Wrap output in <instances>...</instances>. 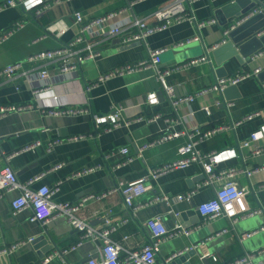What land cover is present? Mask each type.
<instances>
[{
    "label": "crops",
    "instance_id": "0c3cea01",
    "mask_svg": "<svg viewBox=\"0 0 264 264\" xmlns=\"http://www.w3.org/2000/svg\"><path fill=\"white\" fill-rule=\"evenodd\" d=\"M7 1L0 0V32L16 21L26 24L0 43V68L71 43L79 31L76 13L88 21L121 11L116 24L125 26L128 20L135 19L156 24L154 12L177 0H44L39 13L26 5L4 7ZM248 2L197 0L186 5L188 11L197 21L215 18L216 24L199 28L195 21L174 23L150 36L147 42L123 43L120 36H90V46L100 55L82 62L73 55L69 60L74 68L67 72L61 71L65 60L62 58L47 64L27 63L25 74L1 78L0 106L32 105L33 109L0 119V167L10 165L24 184L39 178L31 188L46 186L56 190L51 198L56 205L86 199L79 217L98 229L106 226L109 217L115 223L125 222L112 235L123 246L122 257L149 243L147 222L161 217L168 229L181 225L191 233L162 242L158 261L189 249L184 255L194 253L173 263L230 264L246 253H254V264H264V231L246 237L264 226V211L239 219L235 225L224 216L205 222L198 211L201 204L216 198V189L227 179L206 183L201 163L177 167L158 177L153 175L155 168L187 157L180 148L189 143L188 133L224 127L198 149L202 155L234 150L236 156L215 165L216 174L229 168L238 170L234 180L249 189V194L238 202L241 213L264 207V139L244 146L251 134L264 126V48L257 50L259 42H264V27L255 39L249 36L239 45L234 43L236 52L231 47L214 54L229 39L225 32L237 19L232 17L233 13L246 9ZM252 3L256 4V10L264 8V0ZM49 27L54 31H48ZM125 31L133 33L136 28ZM193 37L199 40L177 46ZM149 49H165L161 54L162 72L195 58L207 57L208 61L165 75L166 83L174 89V101L153 69L97 82L102 74L116 67L147 60ZM44 69L49 71L47 79L41 75ZM256 69L261 70L258 77L229 85L224 91L212 90L218 78L245 71L253 73ZM90 85L93 87L89 90ZM152 96L156 98L154 102L150 101ZM66 107H82L87 111L61 116L47 113ZM116 109L122 125L96 123L97 118ZM249 116L252 118L248 119ZM177 132L183 134L143 149L162 136ZM57 140L60 142L54 144ZM36 143L34 149L26 150ZM51 144L53 151H49ZM121 148L129 152L120 153ZM257 149H262L259 154L255 153ZM141 179H146L148 188L141 201L150 203L136 215L127 208L118 191L103 199L93 197ZM185 194H191L189 199L176 201V196ZM19 195V191L9 192L0 200V250L29 239L42 240L23 244L10 254H0V264H44L48 259L47 264H89L99 257L102 247L99 240H84L77 249L64 253L81 240V232L66 217L43 225L31 220V208L13 215L11 202ZM163 195L170 200L155 201ZM125 236L128 238L124 239ZM207 254L211 256L205 257Z\"/></svg>",
    "mask_w": 264,
    "mask_h": 264
},
{
    "label": "built area",
    "instance_id": "2783aa9c",
    "mask_svg": "<svg viewBox=\"0 0 264 264\" xmlns=\"http://www.w3.org/2000/svg\"><path fill=\"white\" fill-rule=\"evenodd\" d=\"M194 1L197 0H177L170 6L155 11L153 14V18L157 21L156 24H149V22L144 19L128 20L127 23H125V26L116 24L115 21L118 19V17H120V14L122 13L121 11H114L88 21L84 20L81 13H76L75 19L76 25L79 27V31L78 35L71 43L62 46L57 50L34 54L26 61L16 62L0 68V79L13 77L18 74H25L24 70L27 63L47 64L62 58L65 60L61 71L67 72L70 69L74 68L69 60V58L73 55H76L78 57L79 62L85 61L87 59H94L100 55L99 52L93 50L90 46V36H99L104 38L120 36L123 43H133L139 41L147 42L150 36L158 32L165 31L174 23L195 21L199 28L216 24L217 20L215 18L203 21H197L195 19V17L188 11L186 6L187 4L188 6H190V4ZM43 3L44 0H8L5 3L4 7L26 5L29 10L37 9L39 13V7ZM259 11L264 12V8L256 10L254 13H252V15L258 13ZM243 21H245V19L240 20L237 24H240ZM25 24L26 21H16L10 27L0 32V43H3L11 36H13L16 32L21 30L25 26ZM130 27H135L136 32L129 33L125 31L126 28ZM234 27L235 24L227 29L225 34H228L229 31ZM48 31L53 32V27H49ZM198 40V37H193L191 39H188L187 41L179 43L177 46H182L184 44ZM164 52L165 49H149L150 57L147 60L139 61L136 63H127L116 67L113 70L102 74L97 82H105L114 77L124 76L147 69H153L158 74L160 81L170 99L174 101V89L166 83L165 75L190 69L191 67H195L207 62L208 59L207 57L191 59L190 61L182 65L172 67L167 71L162 72L160 70V64L161 54ZM260 72V69H256L253 73L245 71L238 73L233 77L221 79L218 78L212 90L224 91L229 85H235L247 78L258 77ZM41 75L43 79H47L49 77V71L47 69H44L41 71ZM92 87L93 85H90L88 86V89L90 90ZM155 100L156 98L153 96L150 99L151 102H154ZM28 109H33V106H0V119L4 118L10 113L25 111ZM206 110L208 111L209 109L206 108ZM86 111L87 110L82 107H66L58 110H51L47 113L49 115L61 116L79 115ZM251 118L252 116L248 117V119ZM96 123L100 125L111 124L112 127H118L122 125L123 122L121 121L120 115L118 114V109H116L114 113L110 115L97 118ZM127 123L129 124V122ZM112 127H106V130H110ZM223 128L224 127H215L207 131L196 129L195 131L188 133L189 143L180 148L181 154L187 155V157L183 158L180 161L155 168L153 170V175L154 177H158L161 174L177 167H186L191 163H201L206 174V183L213 184L215 181L227 179L225 182H222V184L216 189V198L214 200L203 203L198 207V211L204 219L203 221H212L224 216L229 218L232 225H235L239 219H246L264 211V207H261V209L258 210L241 213L238 209V202L240 200H243L249 194V189L246 187H240L234 180V177L239 173L238 170L236 168H229L220 171L218 175L216 174L215 165L236 156L237 154L234 150H225L222 152H214L207 155H202V153L198 149L201 143L213 138ZM181 134L183 133L177 132L166 134L156 141L151 142L149 145L143 147V149L174 138H178L179 136H181ZM261 139H264V126H262L258 131L252 133L250 138L244 143V146L250 147L252 143L257 142ZM59 142L60 141L57 140L54 144H58ZM54 144H51L49 151H53ZM36 146H38V143H36L32 147H28L26 150H32ZM261 150L262 149H257L255 153L259 154ZM119 152L127 154L129 150L127 148H121ZM13 156V154L9 155L8 159L10 160ZM207 160H210V162H208ZM128 161H130V159L126 160L124 163H122V165H126ZM38 179L39 178L35 180ZM35 180H32L25 184L21 183L16 172L10 165L7 164L4 167H0V200L3 199L4 196L9 192L19 191L20 195L11 202V210L13 215H18L24 209L31 208L33 210V216L31 220L40 222L43 225H47L52 219L58 217H66L71 226L81 232V240L73 245L69 250L64 251L65 254L80 247L84 240H99L102 242L99 257L92 259L89 264H172L177 258L181 257L189 250H181L167 257L166 259L158 261L157 254L159 252V246L162 242L176 238L181 234L189 235L191 232L188 230H184L181 225H177L174 229H168L161 217H155L147 222V227L150 231L149 243L139 250L128 252L125 257H122V251L124 250L123 246L118 241L114 240L112 238V235L125 222L115 223L109 217L105 220L106 226L102 229H98L92 226L88 221H85L79 217L80 211L85 207V202L87 201L86 199H83L82 201L76 203L56 205L51 200L56 190L46 186L41 187L38 190H33L31 188V185ZM145 181L146 179H141L139 181L130 182L122 186L118 190L108 192L105 191L99 194H95L93 195V197H96L97 199H103L111 193L118 191L121 193L127 208L133 215H136L137 211L150 203L141 201V198L148 189ZM190 196L191 194H185L176 196L175 198L176 201H183L189 199ZM169 200L170 198L165 195H163L162 197H157L155 199V201ZM107 214L110 215L111 212H108ZM260 231H264V226L259 231L246 234V237L252 236ZM127 238L128 236L124 237V239ZM30 242H33V239H29L28 241H23L16 245H12L10 247L2 249L0 250V254H10L21 245ZM209 256L211 255L207 254L205 257ZM254 257V253H246L243 257L230 264H254ZM213 259L217 261L216 257H213ZM49 261L50 259L46 260L44 264H47Z\"/></svg>",
    "mask_w": 264,
    "mask_h": 264
},
{
    "label": "water",
    "instance_id": "95a60500",
    "mask_svg": "<svg viewBox=\"0 0 264 264\" xmlns=\"http://www.w3.org/2000/svg\"><path fill=\"white\" fill-rule=\"evenodd\" d=\"M239 1L240 0H238V2ZM248 1H249L248 7L246 9H244L240 12L237 11V12L233 13L232 17L237 18L235 20V23H234L235 27L229 31V33H228L229 39L226 42V44L223 45L222 47H218L217 49L214 50L215 55L221 54V52H223L225 49H228L231 47L234 48V43L239 45L241 43V40H244V39L248 38L249 36H252V38L255 39L257 34H259L260 32L263 31L262 28L264 27V22H261V23H259V22L262 21V19L264 18V13L261 12L258 14L250 15L254 12V10H256V4L252 3V0H248ZM242 17H245L246 20L240 24H237L240 20L244 19ZM232 25H233V23L230 24L229 27H231ZM259 44L260 45L258 46L257 50H262L264 48V42L263 43L259 42ZM233 50H234V52H236L235 48ZM219 75H221V74L219 73ZM40 240H42V238L36 239L32 243L38 242ZM193 253H194V251H191L190 253L179 257L178 259H176L174 261V263L179 261V260H184L185 258H187L189 255H191Z\"/></svg>",
    "mask_w": 264,
    "mask_h": 264
}]
</instances>
